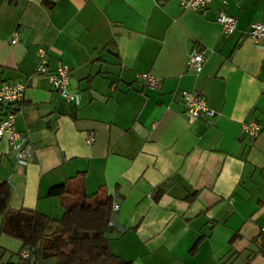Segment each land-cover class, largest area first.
Listing matches in <instances>:
<instances>
[{"label":"crops","instance_id":"obj_1","mask_svg":"<svg viewBox=\"0 0 264 264\" xmlns=\"http://www.w3.org/2000/svg\"><path fill=\"white\" fill-rule=\"evenodd\" d=\"M220 10L236 17L231 34ZM252 22H264V0H213L204 13L179 0H0V82L24 86L15 128L33 149L20 165L0 137L9 207L59 220L79 194L51 187L103 190L119 205L110 251L132 264H264V38L253 41ZM194 46L205 53L200 72L186 64ZM37 48L49 71L69 67L77 104L36 72ZM180 91L205 98L212 125L188 120ZM7 111L0 104V120ZM249 119L261 125L255 138L240 133ZM21 246L0 233L3 262Z\"/></svg>","mask_w":264,"mask_h":264},{"label":"trees","instance_id":"obj_2","mask_svg":"<svg viewBox=\"0 0 264 264\" xmlns=\"http://www.w3.org/2000/svg\"><path fill=\"white\" fill-rule=\"evenodd\" d=\"M80 196H79V195ZM48 195L78 198L68 205L61 219L54 220L35 210H13L8 205L10 186L0 183V233L21 241L17 261L0 264H32L37 259L53 264H132L114 255L108 245V222L112 197L101 190L87 196L71 192L65 183L53 186ZM27 250L29 257H21Z\"/></svg>","mask_w":264,"mask_h":264},{"label":"built area","instance_id":"obj_3","mask_svg":"<svg viewBox=\"0 0 264 264\" xmlns=\"http://www.w3.org/2000/svg\"><path fill=\"white\" fill-rule=\"evenodd\" d=\"M213 0H179L181 8H188L194 11L204 13L209 4ZM216 22L221 25L224 34H231L236 29V17L226 14L223 11H218L215 17ZM248 34L254 42H259L264 38V22H252L249 25ZM18 41V35L13 33L10 38L12 44ZM36 56V72L38 74L46 75L49 84L59 96L67 102L77 104L79 102V94L69 91V75L70 69L68 66L58 63L54 70L49 71L46 51L43 48L35 50ZM205 61V53L203 49L194 46L190 50L186 64L192 67L195 72H200ZM137 79L147 88L156 89L161 85L159 78L149 74L140 73ZM24 86L20 83L14 82H0V104L7 105L8 111L5 117L0 120V137L6 136L10 147L17 153V162L20 165L27 164L29 157L32 155V145L28 138L22 132L15 128V116L17 114L15 105L19 104L23 97ZM262 94H264V86H262ZM177 98L184 105V113L190 122L203 119L206 125H212L216 112L206 102L205 98L193 91H180ZM261 130V125L253 120H245L240 124V133L249 138L258 136ZM93 136L87 138V142L93 141ZM112 197V196H111ZM119 205L112 201L111 217L108 226L113 225L112 216L118 210ZM264 231V227L261 228ZM21 257H29L27 250L21 251Z\"/></svg>","mask_w":264,"mask_h":264}]
</instances>
